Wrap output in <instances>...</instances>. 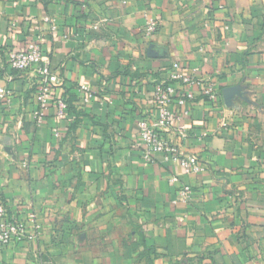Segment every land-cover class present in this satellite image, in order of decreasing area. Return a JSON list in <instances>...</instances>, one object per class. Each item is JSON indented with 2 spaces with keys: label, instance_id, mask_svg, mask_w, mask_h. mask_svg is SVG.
<instances>
[{
  "label": "crops",
  "instance_id": "obj_1",
  "mask_svg": "<svg viewBox=\"0 0 264 264\" xmlns=\"http://www.w3.org/2000/svg\"><path fill=\"white\" fill-rule=\"evenodd\" d=\"M39 36L71 99L42 125L36 72L7 61ZM175 63L216 89L185 137L161 128L200 175L143 158L138 123H157L152 94ZM0 86L13 94L0 110V199L42 228L0 264H264V0H0ZM185 185L190 201L175 204Z\"/></svg>",
  "mask_w": 264,
  "mask_h": 264
},
{
  "label": "built area",
  "instance_id": "obj_2",
  "mask_svg": "<svg viewBox=\"0 0 264 264\" xmlns=\"http://www.w3.org/2000/svg\"><path fill=\"white\" fill-rule=\"evenodd\" d=\"M46 22L52 25L51 29L54 32L58 30L50 18L47 17ZM157 27V21L147 18L145 29L147 37H152ZM42 42V36H39L32 40L25 50H9L7 53V61L12 69L20 73L34 70L37 74L36 96L39 108L35 114L39 125L46 121L51 106L56 109L58 117L66 116L68 110V103L61 92L63 79L52 70L50 59L44 56ZM80 90L87 102L96 95V92L87 85H82ZM200 97L208 101L216 98L212 80L203 78L199 68L187 70L175 63L169 80L158 83L152 94V100L159 112L157 123L151 124L146 117H142L138 123L145 161L153 162L157 156H162L165 161L179 166L185 175H200L204 172L198 156L184 154L161 130L175 127L185 137L187 126L184 120L190 115L193 105ZM12 100V91L0 86V110L9 107ZM175 103L182 110L180 114L172 109ZM207 136L202 135L203 138ZM178 181V178H174V182ZM192 195V187L185 185L179 190L178 199L174 203H188ZM41 233L42 228L35 213L22 217L0 199V256L5 247L12 243L36 241Z\"/></svg>",
  "mask_w": 264,
  "mask_h": 264
},
{
  "label": "trees",
  "instance_id": "obj_3",
  "mask_svg": "<svg viewBox=\"0 0 264 264\" xmlns=\"http://www.w3.org/2000/svg\"><path fill=\"white\" fill-rule=\"evenodd\" d=\"M63 96H64V98L66 99V101L68 103V110H67V113H68L70 111V108H71V99L69 98L67 93H65Z\"/></svg>",
  "mask_w": 264,
  "mask_h": 264
},
{
  "label": "rangeland",
  "instance_id": "obj_4",
  "mask_svg": "<svg viewBox=\"0 0 264 264\" xmlns=\"http://www.w3.org/2000/svg\"><path fill=\"white\" fill-rule=\"evenodd\" d=\"M158 23V22H157Z\"/></svg>",
  "mask_w": 264,
  "mask_h": 264
}]
</instances>
